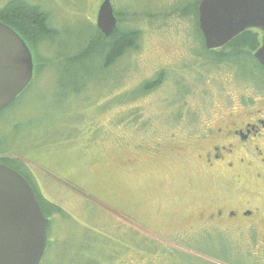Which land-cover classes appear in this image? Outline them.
Returning <instances> with one entry per match:
<instances>
[{
  "label": "rangeland",
  "instance_id": "1",
  "mask_svg": "<svg viewBox=\"0 0 264 264\" xmlns=\"http://www.w3.org/2000/svg\"><path fill=\"white\" fill-rule=\"evenodd\" d=\"M22 1L40 6L58 33L50 54L38 51L50 67L0 111V158L25 166L50 223L39 264H201L194 209L226 199L229 184L204 173L195 151L177 149L254 98L252 77L198 56L199 0H110L118 28L139 32L136 48L64 90L51 62L86 45L104 0ZM162 73L144 95L139 88Z\"/></svg>",
  "mask_w": 264,
  "mask_h": 264
},
{
  "label": "flooded vegetation",
  "instance_id": "2",
  "mask_svg": "<svg viewBox=\"0 0 264 264\" xmlns=\"http://www.w3.org/2000/svg\"><path fill=\"white\" fill-rule=\"evenodd\" d=\"M183 145L177 151H195L192 158L204 173L219 174L229 184L226 199L190 207L201 264H264V89ZM18 166L31 183L25 166ZM231 239L243 241L244 249L235 253Z\"/></svg>",
  "mask_w": 264,
  "mask_h": 264
},
{
  "label": "water",
  "instance_id": "3",
  "mask_svg": "<svg viewBox=\"0 0 264 264\" xmlns=\"http://www.w3.org/2000/svg\"><path fill=\"white\" fill-rule=\"evenodd\" d=\"M197 14L207 50L224 47L246 30L264 33V0H200ZM116 25L111 3L104 0L97 12L96 28L109 37ZM253 57L264 70V42ZM32 77L33 59L28 46L0 22V111L28 87ZM47 228L48 220L30 184L0 163V264H39Z\"/></svg>",
  "mask_w": 264,
  "mask_h": 264
},
{
  "label": "trees",
  "instance_id": "4",
  "mask_svg": "<svg viewBox=\"0 0 264 264\" xmlns=\"http://www.w3.org/2000/svg\"><path fill=\"white\" fill-rule=\"evenodd\" d=\"M198 4L199 2L195 6L196 17L198 15ZM0 22L14 30L28 46L33 59V80L38 75L40 68L50 67L47 57L45 56L46 59L43 60V58H40L38 51L43 46L50 54L51 50H49L48 43L58 33L51 27L49 15L40 6L32 5L22 0H11L0 9ZM94 29L93 34L84 47L74 49L66 47L64 52L55 56L53 59L54 63L51 62L52 65L55 64L53 68L56 69V73L59 75V86L61 89L71 90L75 87L78 88L84 80L91 79L94 74L98 73L99 75L110 70L109 68L128 51L136 48L140 37L139 32L136 30L126 27L118 28V25L109 37L101 34L96 27ZM199 35L202 52H199L200 55L198 56L204 58L205 62L214 66L231 65L238 72L237 75L240 72L241 75L239 76L252 77L250 79L251 84H256L258 89H264V70L253 57L259 43L257 38L252 35L251 30L243 32L217 52L216 50H207L204 47L200 31ZM40 61L43 64H40ZM96 63L100 65L97 66ZM162 77L163 73L159 74L153 82H148L139 89L145 93L144 95L150 93L160 84ZM1 145L0 142V149ZM1 160L2 163L11 166L15 170H20L18 162L8 159ZM39 202L41 203L42 201L39 199Z\"/></svg>",
  "mask_w": 264,
  "mask_h": 264
}]
</instances>
